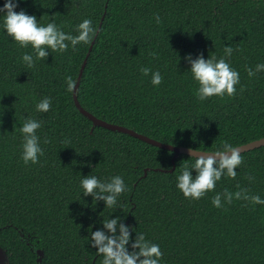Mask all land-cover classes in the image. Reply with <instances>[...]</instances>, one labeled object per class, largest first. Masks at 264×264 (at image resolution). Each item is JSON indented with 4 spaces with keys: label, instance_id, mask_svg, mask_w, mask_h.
Listing matches in <instances>:
<instances>
[{
    "label": "trees",
    "instance_id": "16d2710c",
    "mask_svg": "<svg viewBox=\"0 0 264 264\" xmlns=\"http://www.w3.org/2000/svg\"><path fill=\"white\" fill-rule=\"evenodd\" d=\"M14 2L40 25L54 21L78 35L76 26L90 19L97 31L91 44L46 49L47 58L28 68L21 58L33 54L31 46L6 34L0 13V245L7 264H102L90 232L116 217L130 226L131 240L143 233L160 246V264H264V204H212L216 193L237 185L264 199V145L240 154L235 180L222 177L214 191L189 200L176 177L194 157L96 126L76 105L174 146L214 151L264 137V71L251 78L246 71L264 64V0ZM189 54L224 57L240 76L235 96L198 100ZM142 67L159 71L163 82L154 86ZM67 76L76 81L73 92ZM45 97L51 108L38 112ZM27 118L41 122L44 155L25 165L19 128ZM85 176H120L126 191L107 208L83 195Z\"/></svg>",
    "mask_w": 264,
    "mask_h": 264
},
{
    "label": "clouds",
    "instance_id": "9594fccd",
    "mask_svg": "<svg viewBox=\"0 0 264 264\" xmlns=\"http://www.w3.org/2000/svg\"><path fill=\"white\" fill-rule=\"evenodd\" d=\"M17 6L18 3L14 0H6L4 6L0 8V13L4 15L3 28L6 30V34L21 48L31 46L33 54L25 53L21 58L28 68L35 67L37 61L47 58L49 52L46 49L51 52L63 53L68 49L70 43L75 50L80 43L91 44L96 35L97 30L93 27L90 19H84L79 23L76 26L78 35H72L58 28L54 21L46 25L38 24L35 15H28L23 10L16 12L14 9ZM156 22H160L159 16H156ZM233 50L231 46H225V56L230 57ZM185 59L191 65L190 72L193 80L198 84L194 93L198 100L205 101L213 96H218L221 99L225 96H235L240 76L224 57L217 59L215 56H211L206 60L203 54H200L196 59H193L189 54ZM140 71L144 76L151 73V83L154 86H159L163 82L159 71L152 72L148 67H142ZM246 71L250 78L254 77L258 72L264 71V64H257L255 70L247 67ZM65 83L68 92L75 90L76 81L71 76L65 77ZM241 91H243V87H241ZM50 108L51 98L49 97H45L36 104L38 112H48ZM41 126L40 121L27 118L19 128L23 140L21 159L25 165L29 162L37 163L39 156L44 155V151L40 147V138L36 134ZM44 143H49L47 138ZM201 152L198 149H190L194 163L190 166L185 164L181 173L176 177V187L189 200H199L207 192L214 191L216 182L222 177L235 180L236 169L243 163L239 149L227 142L212 152H203L207 155L192 154ZM191 169H195V177H193ZM248 179L252 181L254 177L249 176ZM80 186L84 196L91 195L95 202L102 200L107 208H113L117 204V198L126 191L124 180L120 176H113L106 182H102L96 176H85L80 181ZM237 188L239 190L235 192L225 189L221 193H216L212 197L213 206L222 208V199L227 204H231L234 199L245 201L253 206L264 204V199H261L259 195L251 194L249 189L241 188L239 185ZM102 223L103 229L90 232L89 240L90 245L96 248L97 255L103 257L102 264H160L163 257L160 246L146 240L143 233H136L135 239L131 240L130 226L124 224L120 217L108 218ZM130 240L131 251L128 249Z\"/></svg>",
    "mask_w": 264,
    "mask_h": 264
},
{
    "label": "water",
    "instance_id": "95a60500",
    "mask_svg": "<svg viewBox=\"0 0 264 264\" xmlns=\"http://www.w3.org/2000/svg\"><path fill=\"white\" fill-rule=\"evenodd\" d=\"M91 48H92V46H91ZM91 48H90V50H91ZM76 105L86 117H88L89 119H91L93 121L94 125H96V126H102V127L108 128V129L113 130V131L127 133L129 135L140 138V139H142L148 143H151L153 145H156L158 147L175 151L177 154L186 153L188 155H191L190 149L197 150V149H193V148L185 147V146H174L172 144H168V143L159 141L155 138L149 137V136L142 134V133H140V132H138L132 128H129V127H126L123 125H119V124H115V123H111V122H107L101 118H98L97 116H95L94 114H92L91 112L86 110L84 107H82V105L79 103L78 100H76ZM263 145H264V137L252 140L250 142H247V143L239 145V146H236V148L239 149L240 154H241L245 151H249V150L261 147ZM199 151H202V152L201 153H192V154L193 155H207V153H203V152H212V151H204V150H199ZM4 254L5 253L3 250L0 251V264H6V258H5Z\"/></svg>",
    "mask_w": 264,
    "mask_h": 264
},
{
    "label": "flooded vegetation",
    "instance_id": "af4514ba",
    "mask_svg": "<svg viewBox=\"0 0 264 264\" xmlns=\"http://www.w3.org/2000/svg\"><path fill=\"white\" fill-rule=\"evenodd\" d=\"M4 251V255H5V258H6V264L8 263V255H7V252H6V250L3 248V247H1V245H0V251Z\"/></svg>",
    "mask_w": 264,
    "mask_h": 264
}]
</instances>
